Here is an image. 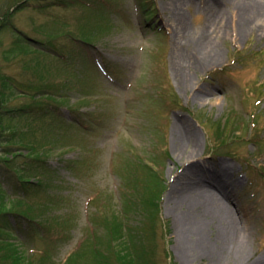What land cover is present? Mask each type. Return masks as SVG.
<instances>
[{
    "label": "rangeland",
    "instance_id": "rangeland-1",
    "mask_svg": "<svg viewBox=\"0 0 264 264\" xmlns=\"http://www.w3.org/2000/svg\"><path fill=\"white\" fill-rule=\"evenodd\" d=\"M172 2L0 0V63L20 30L51 52L42 60V80H51L54 92L51 113L35 121L48 123L35 139L52 142L44 167L23 192L0 175L3 195L31 208L41 224L29 229L13 220L6 227L35 264L43 256L63 264L84 242L73 264H95L87 253L93 244L118 264L113 247L132 238L140 264H214L189 226L192 211L205 206L198 191L183 189L184 180L196 186L201 177L227 194L233 218L249 231L248 259L240 264L264 256V27L239 35L229 0H193L183 8L182 29ZM223 8L229 25L219 59L193 72L185 87L176 53L182 59L195 51L187 35L213 33ZM25 63L4 66L20 80H39ZM194 131L200 155L189 159L177 147ZM196 163L199 169L183 177ZM215 227L208 236L218 245L223 227ZM227 246L225 259L233 249Z\"/></svg>",
    "mask_w": 264,
    "mask_h": 264
},
{
    "label": "trees",
    "instance_id": "trees-1",
    "mask_svg": "<svg viewBox=\"0 0 264 264\" xmlns=\"http://www.w3.org/2000/svg\"><path fill=\"white\" fill-rule=\"evenodd\" d=\"M48 48L44 42L20 30L16 32L13 44L3 51L5 64L10 60L29 63V68L38 74L39 80H20L12 71L5 69L4 62L0 63V175L11 179L15 189L22 192L31 189L34 183L32 180L34 175L32 174L31 177V173L44 167L42 155L46 153V146L52 143L46 141L45 138L41 139L40 136L35 139L40 131L47 132L48 123L44 127H39L35 121L36 119L45 120L49 112L51 113L48 101L54 96V92L51 91V80L48 81L47 77L42 80L44 67H46L43 65V55L51 53ZM3 188L0 185V264H35L29 257L30 255L27 252L23 254L15 240L6 234V227L12 226L13 220L17 226L27 224L29 229L41 224L34 218L31 208L25 207L24 209L21 204L18 205L14 203L15 201L5 197ZM105 221L107 225L114 226L112 218H106ZM123 225L127 228L126 232H134L130 225L126 223ZM120 226L122 222L115 225L118 233L113 230L115 236L117 235L115 240L118 239L115 242L113 236L114 245L119 243ZM123 242L124 247L120 246L121 248L117 250L113 247L114 260L118 264H140L135 239H128V244L126 241ZM84 243L78 250L84 249ZM93 246L95 249H92L91 245L90 251L87 252L91 255L93 262L110 264V258L104 251H101L98 244H93ZM78 250L69 255L63 264L77 263L79 257L84 254L77 255ZM39 264H55V262L50 260L49 256H43Z\"/></svg>",
    "mask_w": 264,
    "mask_h": 264
},
{
    "label": "bare ground",
    "instance_id": "bare-ground-1",
    "mask_svg": "<svg viewBox=\"0 0 264 264\" xmlns=\"http://www.w3.org/2000/svg\"><path fill=\"white\" fill-rule=\"evenodd\" d=\"M229 1L238 9L240 21L237 25V29L239 35H242L248 30H254L258 27L257 25L264 27V0ZM191 3H193V0H173L172 2L176 18L181 23L183 22L182 29L187 27V24L184 21L185 14L183 8L186 4L189 5ZM217 17H219V20L218 24L215 25L216 28L213 33L210 32L211 29H205L202 32H198V36L195 34V38L192 37V35H187L186 39L196 41L197 44L195 51H192V53H189L188 55L182 54V56H184L182 59L180 58V53H176V55H179L178 58L176 57V59H178L176 61L178 72L180 76H183V85L185 87L193 81V72H197L201 68L211 65L219 59L221 52L219 41L223 38L222 35L227 33L229 16L226 9L223 8L219 11ZM215 23H217V21H215ZM198 93H200L198 95H202L201 92ZM177 149L180 155H187L189 156V159H195L200 155L199 139L196 136V132L180 136ZM198 169L199 167H197L196 163L195 165L190 166L182 175L183 177L187 176ZM201 178L205 181L208 180L207 178ZM201 178L198 179L197 184L195 183L196 186L191 182L187 183V181H183L184 184H188L183 187L185 191L191 192V194L198 191L200 195L197 196L201 199L203 197L205 200L203 203L200 199V203L205 207L201 210L197 205V208L192 211V215L190 216V223L193 224V227L192 225L189 226L192 229V232L200 237L198 246L210 249L208 251L212 252L211 254L215 261L214 264H240L248 259V247L250 244L249 231L245 227L239 226L233 218L229 206H227V194H225L222 189L217 188V185V187L214 186L216 187L214 188L210 182L207 184L201 182ZM218 225L223 227L217 239V241L220 240L222 243L214 245L211 240V235L209 234L210 236H208V231L210 229L216 231L215 226ZM227 245L230 246L229 248L233 249L225 259L223 253L228 247ZM260 256L261 255L255 260V264H264V256L261 259Z\"/></svg>",
    "mask_w": 264,
    "mask_h": 264
}]
</instances>
